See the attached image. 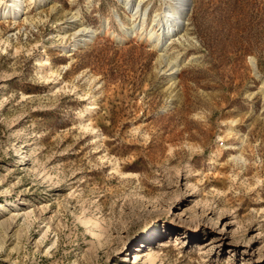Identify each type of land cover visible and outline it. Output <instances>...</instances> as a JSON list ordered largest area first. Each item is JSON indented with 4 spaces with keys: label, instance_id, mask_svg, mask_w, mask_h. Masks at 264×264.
I'll return each mask as SVG.
<instances>
[{
    "label": "rangeland",
    "instance_id": "1",
    "mask_svg": "<svg viewBox=\"0 0 264 264\" xmlns=\"http://www.w3.org/2000/svg\"><path fill=\"white\" fill-rule=\"evenodd\" d=\"M169 2L0 19V264H264V0Z\"/></svg>",
    "mask_w": 264,
    "mask_h": 264
},
{
    "label": "bare ground",
    "instance_id": "2",
    "mask_svg": "<svg viewBox=\"0 0 264 264\" xmlns=\"http://www.w3.org/2000/svg\"><path fill=\"white\" fill-rule=\"evenodd\" d=\"M190 0H170L166 6L164 12L161 15H158L154 18V25L159 27L161 30V35H174L179 30V24L181 18L183 17L186 7L189 5ZM188 9V8H187ZM25 12L23 0H0V19H6L9 17H14L17 19L22 16ZM123 30L125 34L127 32V27L124 26ZM176 31V32H175ZM99 32V31H98ZM96 32L91 30H86L85 28L79 30L75 34L74 42L71 43V50L77 49L80 45L86 43L85 40H89L90 37L95 36ZM156 32L152 31L151 36L155 35ZM51 62L48 57H44L40 62V65L44 68H48ZM51 71V68L48 69Z\"/></svg>",
    "mask_w": 264,
    "mask_h": 264
}]
</instances>
